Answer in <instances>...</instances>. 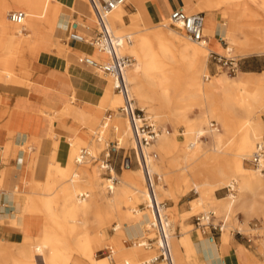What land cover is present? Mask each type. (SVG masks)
Segmentation results:
<instances>
[{"label":"bare ground","instance_id":"obj_1","mask_svg":"<svg viewBox=\"0 0 264 264\" xmlns=\"http://www.w3.org/2000/svg\"><path fill=\"white\" fill-rule=\"evenodd\" d=\"M130 1L137 12L132 13L129 25H124V28L117 26V23H122L125 13L122 7L111 11L107 23L109 30L123 40L119 54H128L133 58L132 68L124 72L128 97H135L141 107H154L158 114L166 115V119L181 124L185 129L182 134L185 140L178 141L173 133L164 131L157 134L153 144L139 151L130 122L117 110L122 100L124 103V97L114 90L111 76L107 75V79L104 77L105 93L96 107L76 101L69 85V102L62 110L51 114L50 129L46 137L55 139V121L70 123L75 128L76 135L66 138L69 142L66 162L58 163L56 152L59 142L54 140L53 155L49 156L50 160L44 168L45 179L38 181L37 177L34 178L36 160L34 153L30 152L33 146L39 147L42 141L31 138L12 152L22 153L21 165L24 171L27 169L28 177L24 179L22 176L21 185L8 193L12 199V207L22 208L18 214L12 212L10 220L25 235L27 245L14 252L0 244V264H152L151 261L161 255L160 246L163 241L160 237L155 240L158 254L153 255L150 244L142 239L145 227H152L154 213L151 211L150 216L148 212L128 207L136 194L142 199L143 195L146 196L148 204L153 197L159 203L158 198L166 193L162 175L150 156L151 150L158 154L161 161L170 156L182 158L185 162L200 160L199 164L203 166L207 180L198 184L193 182L195 188L205 187L196 201L213 210L225 223L229 218H234V221L244 226L252 215L262 214L264 211V175L261 170L263 168H260L264 159L253 171L243 166V161L252 157L258 145L261 144L264 148V121L260 117L261 113L264 114V72H240L235 77L222 72L213 76L209 73L207 64L211 53L221 56L233 50L240 30L237 24L239 10L234 9L235 6L229 0H195L194 3H191L192 0H183L185 11L205 13L203 28L207 38L202 43H197L178 31L179 28L176 27L175 30L170 27V14L168 16L166 13L164 21L153 26L144 11L148 0ZM261 1L264 5V0ZM162 3L165 7L164 0ZM86 5L92 18L93 13L88 3ZM20 9L25 18L21 24H16L9 14ZM64 9L67 10L66 13ZM72 11V8L57 0H0V85H5V91L11 94L7 97L8 100H18L15 96L19 93L12 90V83H18L23 89L28 88L32 81L31 65L39 63L41 54L54 49L57 55L68 56L67 48L53 38V31L61 23L60 17L71 14ZM218 11L219 15L227 16L225 24L217 23ZM140 27L143 29L139 30ZM217 33L220 38H217ZM257 37L258 41L255 40ZM125 39L128 41L125 42ZM222 40L229 46L225 47ZM241 43L249 46L241 49L245 56L264 53V28L257 26L249 31L241 39ZM95 49L97 51L94 57L107 65L109 56L100 49ZM4 99L1 101L0 98L2 158L14 145L11 134L6 131L10 109L3 105ZM133 106L135 107L134 103ZM104 107L114 114L107 115L100 123ZM193 110L195 113L191 116L189 112ZM211 119L217 122L219 128L212 129ZM82 121L85 128L79 127ZM206 133L210 137V148L204 151L200 143H203L201 139ZM93 135L96 136V141L92 140ZM113 142H116L113 149L126 150V153L137 149L135 153L141 167L140 171H133L131 167L124 166L125 173L116 185L113 179H103L100 176V169H105V165L91 162L104 146ZM84 146L89 150L88 158L92 159L86 160ZM111 174L114 176L112 171ZM148 176L153 181L154 196L147 187ZM155 176H158V182L154 181ZM225 188L228 189L225 197H214L215 192ZM54 191L60 196L62 216L54 213V205L58 203L51 198ZM235 192L237 196L234 195ZM84 195L85 198L82 197ZM36 211L46 214L47 222L39 221ZM162 212L171 264H198L196 246L189 232H185L181 241L185 251L181 250L174 239H170L174 207L169 210L160 207V213ZM114 213L116 223L112 230L126 235L125 229L137 228L133 239L141 240L127 248L131 249L128 251H118L108 245L110 256L95 259L94 245L103 240L105 231L102 226L108 216L112 217ZM239 214L244 216L243 221L237 218ZM64 217L68 219L67 222L63 220ZM90 217L98 229L93 236L86 229ZM77 229L82 231L80 237L74 236ZM181 229L185 230L184 226ZM223 239H227L225 234ZM260 244L263 261L259 264H264V240ZM237 254L242 263L254 262L243 246H239ZM157 264L168 262L161 259Z\"/></svg>","mask_w":264,"mask_h":264},{"label":"crops","instance_id":"obj_2","mask_svg":"<svg viewBox=\"0 0 264 264\" xmlns=\"http://www.w3.org/2000/svg\"><path fill=\"white\" fill-rule=\"evenodd\" d=\"M57 1L73 9L71 14L60 17V19L62 18L61 23L57 24L53 31V38L67 48L68 56H59L54 50V55L50 58L48 67L42 64L39 58V63L35 62L31 65L32 81L28 88L22 89L15 96L18 99L16 102L8 100L7 97L3 102V105L10 109L6 122L8 129L6 131H8V134H11V142L14 144L7 152V155L2 158L0 143V241L7 244H19L24 238L21 230L13 226L10 220L12 212L13 214H17L16 209L18 207H12V199L8 193L21 185L24 173L23 165H21L22 161L20 160L22 153L17 151L14 154L12 152L16 149L18 150L19 146L24 142L27 143L31 138L40 139L42 141L39 145L40 148L33 146L31 154L36 153L34 156V160H36L34 178L37 177L36 180L43 181L45 179L43 177L44 168L49 162V156L53 151V140L46 139L50 129L49 117L53 112H59L67 105L71 94L70 86L76 101L94 107L100 104V100L105 93L106 85L104 77L96 73V67L87 62V60L95 61L92 58L96 53V49L91 46V42L94 40L97 31L95 21L91 19L90 13L87 11L86 3L81 0ZM162 1L148 0L144 6V11H146L152 23L160 22L162 16H165L166 13H171L175 9H183L184 7L183 0H164L165 7ZM125 12H137L132 1L125 6ZM72 33L80 34L83 37V41L70 39V34ZM216 36L220 38L219 33ZM205 38L207 37L205 36ZM262 57L264 58V54L248 58L251 60L242 62L243 66L238 71L247 74L264 72V65L261 61ZM255 63L257 67L253 68ZM214 65L217 66L216 64ZM210 70L214 71L215 69L214 67H210ZM53 129L56 135L55 141L76 135V130L70 123L55 121ZM68 149L69 147L63 144L59 145L56 152V159L59 164L66 162V152ZM189 203L190 201L187 204ZM187 204L182 206L180 203L175 205L172 202L170 208L175 206L176 209L183 210L182 213H189L191 210ZM196 217H194V221ZM219 223L220 221L214 225L220 226ZM125 230L128 240H132L138 231L137 228ZM201 233L202 239L199 238L196 231L191 233L196 246L198 264H242L237 254L239 246L246 248L256 258L259 255L258 249L251 244L252 239L248 236H238L237 233H233L232 238L227 237L224 241L223 231L220 232L211 227H208L206 230L201 229Z\"/></svg>","mask_w":264,"mask_h":264},{"label":"rangeland","instance_id":"obj_3","mask_svg":"<svg viewBox=\"0 0 264 264\" xmlns=\"http://www.w3.org/2000/svg\"><path fill=\"white\" fill-rule=\"evenodd\" d=\"M84 2L87 4L86 0H84ZM130 2H131L130 0H128V1L126 0V5H128ZM194 2H196V1L195 0L191 1V3H194ZM229 2L233 6H235L234 9H238L240 12L239 18L237 21L238 22L237 24H238L240 30L236 35L237 38L234 41V44H233L234 46L232 47L233 50L229 53H224L222 55L225 58L227 57L228 59H234L238 63L239 68L241 70V67L243 66L242 62H244L246 60H251L248 58H251L254 55H258V54H252V55H247V56L243 55L241 52V49L243 47H249V46L248 45L245 46L244 44H242L241 39H243L244 36L247 35L249 31L253 30L257 26L264 28V5H263L261 0H229ZM193 7L196 8L195 5ZM122 8L125 12V7H122ZM12 12L20 13V12H22V10L21 9L20 10H14ZM64 12L66 13L67 10L64 9ZM169 13L170 12H168L167 14L169 15ZM192 13H195V12H191L190 14H192ZM203 14H205V13H203ZM217 14H218L217 15V23H220V24L224 23L225 24L227 22V16L221 15V14L219 15V11ZM131 15H132V13L125 12L123 15L122 23L121 24L117 23V26L119 28H124L123 27L124 25H129L131 22ZM91 19L95 21L94 15L92 16ZM161 21L162 22L164 21V16H162ZM158 23L159 22L153 23L154 24L153 26H155ZM95 26H96V24H95ZM170 27L172 29L177 30V28L172 26V25H170ZM141 29H143V28L140 27L139 30H141ZM178 31H180L184 35V33L180 29H178ZM258 39H259L258 37L255 38L256 41H258ZM221 43L225 47L229 46L226 41L222 40ZM53 51H54V49L40 55V62L42 64L46 65L47 67H48V62H49L50 58L53 57V55H54ZM96 51H97V49H96ZM260 54H264V53H260ZM124 55L132 57L128 54H124ZM92 59L95 60L96 62L102 64V61L99 58L93 57ZM261 59H262L261 61H262L263 65H264V58L262 57ZM262 63H261V65H262ZM207 64H208V68H209V73L213 76H217V75L221 74L222 72H224L230 77H235L240 73V71H238L236 74H232L224 67L221 68L219 65L215 66L213 64V60L210 58V55H208ZM210 67H214L215 70L211 71ZM256 67H257V65L255 63V65H253V68H256ZM131 68H132V66L128 69V71ZM96 71L100 76L105 77L106 79L108 78L107 75L103 74L100 70H96ZM11 88H12V90H14L15 93H19L23 89V87H21L18 83H12ZM6 89L7 88H5V85L4 86L0 85L1 101H3L4 97L6 98V97L11 95V94H8V91H5ZM131 99L133 100L135 107L138 108L139 110H141V115L145 119L149 120L150 122L152 121L153 123H155L156 128L158 130V134H162L164 131H167V132H170V134L173 133L174 138H176L178 141H184L185 140V137L182 136L185 129L181 124H178V123L173 122L172 120L166 119L165 118L166 115L158 114V111L154 107H152V108L150 107L151 109H149V106L141 107V105L137 102V99H135V97L132 96ZM123 104L124 103L122 100L120 106L117 109L119 112H120L119 108L122 107ZM73 105L76 106V104H73ZM194 113H195V110L189 112V114L191 116H193ZM108 114H114V113L111 112L110 110H108L107 107H104V109H102V115H101L99 122L100 123L103 122L104 121L103 118L106 117ZM146 115L148 117H146ZM51 117H52V115L49 118L51 119ZM260 117L264 121V114L261 113ZM210 121H211V125H213L212 129L213 128H219V126L217 125V122L214 119H211ZM80 124H79L80 128H85L83 121ZM207 131H208V128H207ZM54 135H55V133H54ZM52 140L54 141L55 139H52ZM92 140L96 141L95 135L92 136ZM56 141L59 142V145L63 144L64 146L69 147V142L66 141V139H62V140L57 139ZM201 141L203 143H200V144L203 147L204 151H206V149L210 148L209 147L210 137H209L208 133H206V135L203 136ZM153 143H154V141L151 142V144H153ZM115 145H116V142H113L111 144H107L106 146H104L97 153L94 160L92 158H88L89 157L88 156L89 150L88 149L86 150L85 146L83 147V154H84L86 160L92 159L91 162L95 161L96 165L97 164L98 165L99 164H102V165L108 164L109 165L108 169H100V176L103 179H113L114 183L116 185V183L119 181V178L121 177V175L123 173H125V169H124V160L125 159H129L131 161L130 167L133 171L134 170L140 171L141 167H140L139 160L136 157V153H135L134 149L130 150L126 153V150L113 149V147H115ZM53 152H54V148H53L51 155H53ZM201 153L203 154V152H201ZM105 154H108L109 157H107ZM33 155L35 156L36 153H34ZM150 156L153 157V161L158 166V170H159V173L162 175V178H163L162 182L164 183V188L166 190V193H163L158 198L159 203H163V205H164L163 209L169 210L172 202L175 205L180 203L182 206H184L190 201V203L187 204L188 206H190V210H191L189 213H184V212L182 213L183 210L176 209V207L173 206L174 211H175V216H174V219L172 221L173 222V226H172L173 230L170 233V235H171L170 239L171 240L174 239V241L176 243H178L179 246L181 247V250L185 251V247H183L181 245V241L185 237V232H189V234H191L193 231H196L199 238L200 239L203 238L202 233H201V229H199L198 227H196V225H194V222H195L194 217L199 216V215H204V216H210L211 222L213 224H217L218 221H220L219 224L222 225V227H223V235L225 234L226 237L232 238L233 233H237L238 236H240V235L248 236L250 239H252L251 244L254 245V247H256L258 249V254H259L256 258L248 251L254 260V262L252 264H259L263 261V256L260 253L259 248H261L260 243H262L264 240V211L262 212V214L258 213V214L252 215L248 219V221L244 224V226H241L240 224H238V222L234 221V218H229L227 220V222L225 223L221 217H218L214 214L213 210H211L209 208L207 209L206 207L201 206L196 201L200 197V195L203 194L205 187L198 186L197 188H195L193 186V182L198 184V183H203L205 180H207V176L204 173V168L202 165L199 164L200 160L185 162L182 158L170 156V157L165 158L163 161H161L159 159L158 154L154 150H151ZM172 158H174V159H172ZM200 158H202V157H200ZM263 159H264V157H263ZM250 160H251V158L244 160L243 166L245 168L249 169L250 171H253L254 169H256V166H254V164L251 163ZM260 168H263L262 169V172H263L262 175H264V162L261 163ZM109 169H110V172H109ZM111 171L114 173V176L111 174ZM27 177H28V171L26 169L23 173V178L25 179ZM157 177L158 176H155V179H154V181H156V182H158ZM227 190L228 189L225 188L224 190L215 192L214 197H216V198L225 197L226 194L228 193ZM58 195L59 194L56 193V191H54L51 195V198H54L55 200L58 201V203L56 205H54V213L58 214L59 216H62L61 209H60V196H58ZM137 195H139V194H136V196H134V198L132 199V201L130 202L128 207L133 208V209H135V208L139 209V210L143 211L144 213L148 212L150 214V216H152V212L146 208V206H147V202L145 199L146 196L143 195V199H142L141 197H137ZM234 195L237 196V193L235 192ZM82 197L85 198V195ZM202 208H205V209H202ZM21 211H22V208L18 207V209H16L17 214L20 213ZM35 214L37 215L39 221H41L43 223L47 222L46 214H43L42 211H36ZM161 214H163V212ZM115 216H116L115 213H114V216H112V217L108 216V219L106 220V222L102 226L103 230L105 231V235H104V238L102 241H100L99 243L94 245L95 259L106 258V257L110 256V249H108V247H109L108 245L112 246L114 249H117L118 251H120V250L121 251H123V250L128 251L131 249H127V248L133 247V245L136 244V242L141 240L140 238L128 240L126 238L125 234H122L119 232H114L112 230V227L116 223ZM237 218L240 221H243L244 216L242 214H239ZM63 220L66 222L68 221V219L66 217H64ZM224 225H225V227H224ZM95 226H96V224H95L93 218L90 217L89 222L86 226V229H87V231H89L91 236H93L96 233V230H98L97 226L96 227ZM181 226H184L185 230H182ZM145 230H146V232L143 235L142 240H144L148 244H150V248H152V250H150V252L154 253L153 255L158 254L157 253L158 248L155 245V240L159 237L157 235V232H156L157 230H155L154 228L152 229V227H150L149 225L147 227H145ZM74 232H75L74 236L80 237V234L82 231L77 229ZM25 241L26 240H25V235H24L23 241L19 244H11V243L7 244L4 242H0V244L6 248H11V249H13L14 252H16V250L21 248L23 245H27V243H25ZM28 243H31V242H28ZM160 261H161V258L157 259L154 263H152L153 261H151V263L157 264ZM242 264H246V263H242Z\"/></svg>","mask_w":264,"mask_h":264},{"label":"built area","instance_id":"obj_4","mask_svg":"<svg viewBox=\"0 0 264 264\" xmlns=\"http://www.w3.org/2000/svg\"><path fill=\"white\" fill-rule=\"evenodd\" d=\"M87 3L96 20L97 34L94 40L91 42V46L93 48L100 49L102 52H105L110 58V61L107 65L100 64L95 61L93 62L92 60H87V62L96 67V70H100L103 74L111 76L112 80L114 81V90L118 93H121L124 97L125 104L120 107L119 110L130 122L133 137L136 140L138 150L142 151L143 147L149 146L151 142L156 139L155 137L158 134V130L155 123L145 119L141 115V110L134 107L133 100L129 99L128 97V89L124 82V72L131 67L133 59L132 57L119 54V49L122 46L123 40L116 37L109 30L107 24L111 11L118 7H125L126 0H87ZM9 17L12 22L21 24L25 18V15L23 12H11ZM169 19L171 21V25L179 28L190 40L197 43H202L203 40H205L203 13L190 14L187 11L178 8L170 13ZM70 39L74 41H83V37L78 33L70 34ZM126 41L128 40L125 39V42ZM210 58L213 60L214 64L219 65L221 68H226L232 74H236L239 70V65L234 59L220 57L214 53L210 54ZM136 151L137 149H135V152ZM263 157L264 148L260 144L253 152L250 162L253 163L254 166L259 167ZM105 166V169H108L109 165L107 164ZM124 166L130 167L131 161L125 159ZM147 187L151 195L154 196L153 181L151 182L149 176L147 178ZM160 207L164 208V205L163 203H157L155 197H153L152 201L147 204V209L154 213V218L151 222L152 229L154 228L157 230V235L163 241V244L160 246L162 251L161 255L154 259L152 263L161 258L167 260L168 264H171L169 248L167 247V234L166 230L164 229ZM195 225L202 230H206L208 227H211L214 230H219L220 232L223 231L222 225L217 226L212 224L210 216H197L195 218Z\"/></svg>","mask_w":264,"mask_h":264}]
</instances>
